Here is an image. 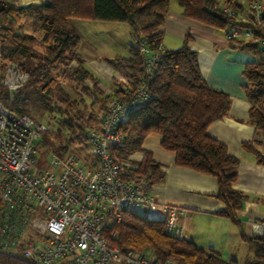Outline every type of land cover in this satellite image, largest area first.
Returning a JSON list of instances; mask_svg holds the SVG:
<instances>
[{
	"label": "trees",
	"instance_id": "1",
	"mask_svg": "<svg viewBox=\"0 0 264 264\" xmlns=\"http://www.w3.org/2000/svg\"><path fill=\"white\" fill-rule=\"evenodd\" d=\"M176 1L184 16L215 29L246 26L238 18L243 9L238 0ZM244 1L248 3L253 0ZM224 4L230 8L232 15L223 9ZM168 7L169 0H43L27 4H21L19 0H0V51L5 61H18L28 73L25 86H33L42 92H49L46 82H55L52 71L58 67L69 69L80 84V91L76 89L75 93L85 95L92 103L98 101L100 110H103L110 95L99 99L102 93L97 87L98 79L84 65L78 52L79 36L70 29L69 19L127 23L132 27V36H140L149 50L157 52L162 43L161 28ZM21 17L30 18L41 30L40 39L33 34L19 32L17 25ZM189 39L187 33L180 47L164 49L152 77L147 80L148 99L131 109L118 126L123 137L111 148V155L117 163L122 164L121 174L125 179L144 178L150 187L160 184L165 172L152 153L143 147L148 134L159 135L160 146L174 154L176 166L215 177L217 190L213 196L223 204V209L216 214L239 226L237 211L247 198L232 187L239 159L228 152L223 142L206 131L210 123L227 116L230 96L204 80L197 53L188 46ZM40 41L46 44L44 52L36 54L34 46ZM227 41L231 49L247 50L257 55V58L243 65L245 83L242 90L249 103L247 123L253 127L255 134L264 135V48L243 38ZM128 51L127 57L108 59V62L124 70L128 77L126 87L134 88L142 76L141 60L133 42ZM37 57L35 63L31 62ZM126 87L119 86L114 93L121 95ZM20 90L7 92L1 89L0 100L10 111L29 115L35 120L25 106V99L18 98L17 92ZM91 120H96L92 112L85 121L89 124ZM71 121L72 118L63 121L73 135L68 141L74 140V145L83 148L85 129L76 132ZM44 139L42 135L37 141V150ZM257 142L242 141L241 148L254 154L259 163H264V154L254 148ZM72 145H64L61 152H53L64 155ZM135 154L141 156L135 158ZM261 200L264 201V198ZM113 231L115 237L111 239ZM239 234L252 252L248 264H264V235L246 234L242 230ZM105 236L122 250L149 252L155 261L170 259L174 264H239L234 259H222L213 249L197 246L191 240L170 237L164 232L162 218H150L131 210L124 211L120 222L112 225ZM0 264L29 263L0 254Z\"/></svg>",
	"mask_w": 264,
	"mask_h": 264
},
{
	"label": "built area",
	"instance_id": "2",
	"mask_svg": "<svg viewBox=\"0 0 264 264\" xmlns=\"http://www.w3.org/2000/svg\"><path fill=\"white\" fill-rule=\"evenodd\" d=\"M238 2L243 6L238 18L246 26L227 28L226 38H243L264 48V1ZM223 9L230 10L225 4ZM132 42L142 76L134 88L108 98L97 125L85 129L83 150L50 152L36 167L35 145L46 127L10 111L0 100V254L29 264H174L170 259L155 261L149 252L122 250L105 236L124 211L140 207L160 208L164 232L186 237L180 220L185 210L159 202L144 178L122 177V164L111 155L123 137L118 126L148 99L147 80L165 49L161 43L152 52L140 36H133ZM28 78L19 63L5 61L0 51V90H19ZM251 235H264V219L251 223Z\"/></svg>",
	"mask_w": 264,
	"mask_h": 264
},
{
	"label": "crops",
	"instance_id": "3",
	"mask_svg": "<svg viewBox=\"0 0 264 264\" xmlns=\"http://www.w3.org/2000/svg\"><path fill=\"white\" fill-rule=\"evenodd\" d=\"M176 2L169 0L161 28L162 45L165 49L178 48L188 33V46L197 53L204 80L211 87L229 94L230 107L227 116L210 123L206 131L223 142L228 152L239 159L232 187L247 198L237 211L239 226L216 214L223 209V204L213 196L217 190L215 177L176 166L174 154L160 146V137L157 134H150L143 143V147L152 153L165 172L163 182L152 186L151 191L159 202L185 210L180 219L186 229L185 239L191 240L197 246L213 249L222 259L236 260L242 244L240 242L246 243L240 238V230L251 234V223L256 219H264V201L261 200L264 198V163H259L254 154L241 148L242 141L256 140L258 142L254 148L264 154V135L255 134L253 127L247 123L249 103L242 90L245 83L242 76L243 65L255 58L244 57L237 50L229 48L225 30L221 33L218 29L184 16ZM122 26L126 35L122 48L116 41L114 50L99 52L94 44L83 38L89 48L78 51L86 69L98 79L97 87L102 93L99 99L112 95L119 86L124 87L128 83L127 73L108 62V59L128 56L132 27L129 24ZM86 83L90 85L89 81ZM148 138L152 143L147 141ZM140 156L135 154L134 157Z\"/></svg>",
	"mask_w": 264,
	"mask_h": 264
},
{
	"label": "rangeland",
	"instance_id": "4",
	"mask_svg": "<svg viewBox=\"0 0 264 264\" xmlns=\"http://www.w3.org/2000/svg\"><path fill=\"white\" fill-rule=\"evenodd\" d=\"M42 1L43 0H19V2L22 4ZM170 1L172 3L176 2V0ZM239 21L241 22V19ZM19 25H21V27H19ZM114 25H116V28H114ZM122 25L127 26V24L124 22L78 18L69 19L70 29L78 34L81 39L78 45L79 52L83 51L85 47L89 48L88 44H86V40L89 41L90 44H94L99 52H108L110 50H114V42L116 41L119 43L120 48H122L124 46V41L126 38ZM17 27L19 32L21 33L33 34L38 39H40L42 36L41 30L35 24H33L30 18L21 17ZM218 31L223 33L222 30ZM83 38H85L86 40H84ZM45 45L46 44L41 43V41L40 43L36 44L34 46L35 53L41 54L42 52H44ZM88 50L92 52V50ZM237 53L244 57L247 56L257 58V55L247 50H237ZM37 60L38 57L37 59L35 58V60H31V62L33 61V63H35ZM16 62L18 63V61ZM71 65L74 66L75 63H71ZM52 73L55 82H46V88L49 89V92H42L40 89L34 88L33 86H23L21 90L17 92V95H19L18 98L25 99V106L30 111V115H32L36 121L43 123L46 127V130L41 134L39 138L41 139L42 135L43 137H45L44 141H42L40 146L38 147L36 167H40L42 165V162L47 157L48 153L53 151L61 152L64 145H67L69 147L70 145L75 144L74 140H72L70 143L68 141L73 135H71V130L67 128L65 122L63 124L64 120H70V118H72L71 124L73 125V128L75 130L77 129V132L83 128L87 129L89 127L88 125L90 124L93 125L97 123L98 117L102 111L99 108L98 101L92 103L85 97V95L79 96L75 93L76 89L80 91V84L75 80L73 74L69 69L65 67H58L54 71H52ZM124 87H126V85ZM114 94L115 93L110 95V97ZM114 96H116V94ZM91 112L94 113L96 120H91L90 123L87 124L85 119ZM150 134H148L147 137ZM147 141L149 143H152V140H150L149 138L147 139ZM73 145V148H71L75 151L82 148L79 145ZM71 148L66 152L71 151ZM130 210L150 218L160 219L162 217V212L159 208L155 210H146L140 207H132L130 208ZM37 234L31 233V236L37 238ZM240 243L242 244L236 260L239 264H248L251 261V249L246 243Z\"/></svg>",
	"mask_w": 264,
	"mask_h": 264
}]
</instances>
